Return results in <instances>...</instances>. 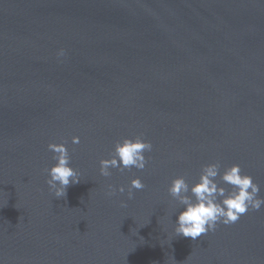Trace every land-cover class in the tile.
<instances>
[{
  "label": "water",
  "instance_id": "water-1",
  "mask_svg": "<svg viewBox=\"0 0 264 264\" xmlns=\"http://www.w3.org/2000/svg\"><path fill=\"white\" fill-rule=\"evenodd\" d=\"M137 135L145 168L102 176ZM49 143L80 176L59 198ZM217 161L264 197V0H0V264H264V206L174 231L172 179Z\"/></svg>",
  "mask_w": 264,
  "mask_h": 264
},
{
  "label": "clouds",
  "instance_id": "clouds-1",
  "mask_svg": "<svg viewBox=\"0 0 264 264\" xmlns=\"http://www.w3.org/2000/svg\"><path fill=\"white\" fill-rule=\"evenodd\" d=\"M65 55L63 48L57 52L58 57ZM72 142L78 144L79 136H73ZM152 143L136 137H123L115 142L110 158L100 160V174L104 177L111 176L110 169L124 171L135 167L143 170L147 163L145 152H151ZM49 150L54 153L56 161L49 169V178L46 183L54 195L59 198L66 195L70 184L79 183L80 176L76 169L70 165V157L64 143H49ZM217 177L225 184L231 185V190L226 189L217 182ZM145 187L140 177L130 181L127 190L128 199L133 198V189L142 190ZM109 195L116 191L125 192L123 185L119 188L108 186ZM168 192L183 206L179 211L174 231L176 235L198 237L214 231L219 224L230 225L249 211H260L264 206V197L260 196V185L254 182L250 174L242 173L239 164H232L220 171L219 162L207 163L202 166L199 180L189 186L183 176L172 179ZM190 193V194H189ZM122 206H126L121 201Z\"/></svg>",
  "mask_w": 264,
  "mask_h": 264
}]
</instances>
